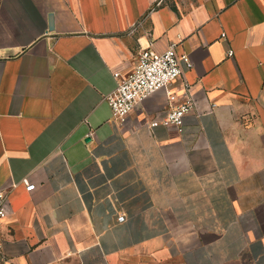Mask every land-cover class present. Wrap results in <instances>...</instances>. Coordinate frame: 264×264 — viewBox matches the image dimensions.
<instances>
[{
    "label": "crops",
    "instance_id": "crops-1",
    "mask_svg": "<svg viewBox=\"0 0 264 264\" xmlns=\"http://www.w3.org/2000/svg\"><path fill=\"white\" fill-rule=\"evenodd\" d=\"M174 41L183 131L163 90L120 124L114 73ZM0 186V264H264V0H0Z\"/></svg>",
    "mask_w": 264,
    "mask_h": 264
},
{
    "label": "built area",
    "instance_id": "built-area-1",
    "mask_svg": "<svg viewBox=\"0 0 264 264\" xmlns=\"http://www.w3.org/2000/svg\"><path fill=\"white\" fill-rule=\"evenodd\" d=\"M178 45L179 41H174L164 51L143 49L132 71L125 74L120 71L114 73L116 88L106 96L113 119L120 124L125 123L129 115L150 95L163 90L168 97L170 109L162 120L152 121L151 126H175L183 131L185 116L197 108V100L192 93L191 84L185 79L182 81V94L170 89L175 81L182 78L184 66L187 69L193 66L188 54L179 53ZM24 183L27 191L36 187L28 179H24ZM9 203L10 190L0 186V249L3 239L1 230L9 214ZM118 220L124 221L125 216H119Z\"/></svg>",
    "mask_w": 264,
    "mask_h": 264
},
{
    "label": "rangeland",
    "instance_id": "rangeland-1",
    "mask_svg": "<svg viewBox=\"0 0 264 264\" xmlns=\"http://www.w3.org/2000/svg\"><path fill=\"white\" fill-rule=\"evenodd\" d=\"M140 255H142V253L129 255V258L126 257L123 264H133V262H136L140 258Z\"/></svg>",
    "mask_w": 264,
    "mask_h": 264
},
{
    "label": "water",
    "instance_id": "water-1",
    "mask_svg": "<svg viewBox=\"0 0 264 264\" xmlns=\"http://www.w3.org/2000/svg\"><path fill=\"white\" fill-rule=\"evenodd\" d=\"M54 28V19L53 15H50V29L52 30Z\"/></svg>",
    "mask_w": 264,
    "mask_h": 264
}]
</instances>
